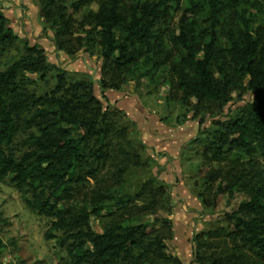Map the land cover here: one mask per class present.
<instances>
[{
  "label": "trees",
  "instance_id": "1",
  "mask_svg": "<svg viewBox=\"0 0 264 264\" xmlns=\"http://www.w3.org/2000/svg\"><path fill=\"white\" fill-rule=\"evenodd\" d=\"M88 1H96L99 7L82 14L78 24L89 29L72 41L78 49L93 41L92 34H98L102 57L108 62L114 59L110 63L118 73L127 77L139 59H144L153 69L168 65L174 87L185 100L223 105L234 90L252 93L244 114L219 123L203 156L219 164L225 162L208 175L215 178L224 173L218 194L226 191L229 198L236 193L245 196L228 214L233 222L226 233L234 243L232 252L213 261L243 264L242 248L246 247L264 263V170L257 168L255 160H264V26L252 19L253 10L262 11V2ZM51 4L45 3L47 10ZM77 8L78 3L73 11ZM171 11L178 15L177 31L155 33L158 22ZM53 18L58 33L71 37L73 20L65 8ZM16 40L0 12V50ZM56 43L59 49L72 51L62 41ZM25 52L0 70V182L8 179L18 190L28 192L24 201L50 221L44 237L55 239L63 248V264H180L166 255L162 237L154 233L150 222L112 221L101 233L93 230L90 217L102 209V203H96L105 198L99 189L104 179L97 172L107 157L105 141L113 126L106 122L91 84L67 83L58 77L50 94L30 92L21 70H39L43 76L48 66L35 46L26 43ZM244 155L247 158L243 160ZM89 179L99 184L93 190L91 210L74 203L75 192ZM114 201L122 208L129 202Z\"/></svg>",
  "mask_w": 264,
  "mask_h": 264
},
{
  "label": "rangeland",
  "instance_id": "2",
  "mask_svg": "<svg viewBox=\"0 0 264 264\" xmlns=\"http://www.w3.org/2000/svg\"><path fill=\"white\" fill-rule=\"evenodd\" d=\"M49 1L53 5L47 10ZM260 1L263 9L253 10L252 19L264 26V0ZM76 3L78 8L73 11ZM98 7L96 1L88 0H0V12L17 36L14 44L0 50V70L20 59L28 43L41 51L48 66L43 76L39 70H21L30 92L50 94L58 77L67 83L93 86L106 122L113 126L105 141L107 157L97 172L104 179L99 189L105 198L96 203H102V209L90 217L95 232L101 233L112 221L150 222L154 233L162 237L167 256L180 264H217L213 260L232 252L234 243L226 233L233 222L228 214L245 196L236 193L229 198L226 191L217 193L224 173L215 178L208 175L225 162L209 161L203 150L219 123L244 114L253 95L237 89L223 105L185 100L174 87L168 65L153 69L144 59H139L127 77L118 73L110 63L114 59L108 62L102 57L98 34H92L93 41L78 49L72 41L89 29L78 24L82 14ZM61 8L73 20L71 37L58 33V26L52 23ZM177 20V13L171 11L154 32H176ZM57 40L72 51L59 49ZM246 158L244 155L243 160ZM255 160L257 168L264 170V160ZM97 185L96 179H89L75 192L78 208L89 206L91 210ZM27 195L8 179L0 182V264H63V248L55 239L44 237L50 221L27 207ZM114 199L129 202L122 208ZM242 252L243 264H264L246 247Z\"/></svg>",
  "mask_w": 264,
  "mask_h": 264
}]
</instances>
